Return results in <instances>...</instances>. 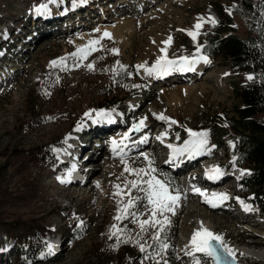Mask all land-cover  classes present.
<instances>
[{
    "label": "rangeland",
    "instance_id": "374dc122",
    "mask_svg": "<svg viewBox=\"0 0 264 264\" xmlns=\"http://www.w3.org/2000/svg\"><path fill=\"white\" fill-rule=\"evenodd\" d=\"M41 1L48 0H0V264H18L20 258L17 249L21 245L31 246L33 253L40 251L36 259L29 260L28 264L85 263L92 247L105 253L106 258L100 264H118L114 258H118L121 264H178L184 256V248H187L185 244L195 230L194 221L197 218L212 222L215 234L222 237L228 248L239 243L242 235L264 242V213L257 218L252 213L249 217H243L241 200L250 209L258 208L252 202L251 194L245 192L242 180L234 179L224 186H221L222 182L214 186L221 187L214 188L213 193L228 196L221 208L227 213L201 209L197 214H192L199 200L196 195L191 198L190 193L201 182L202 171H198L197 167L194 174L190 171L184 174L196 165L193 163L186 170L174 173L164 166L165 150L160 146L152 149L151 144L141 150L148 153L153 161L152 167L157 170L153 175L167 180L170 190L179 191L180 199L174 212L167 213L170 223L160 233L161 239L167 237L166 241H161L167 244V248L159 250L160 243L151 238L156 229L149 228L139 241L146 243V252H141L135 242L140 232L138 222L131 216L119 222L114 219L118 212V201L121 200V196L114 193L117 191L115 185L123 188L126 181L135 179V176L124 172L125 163L134 169L148 167L145 153H138L141 151L139 149L127 155L122 163L120 157L107 154L111 138L101 140V147L96 148L98 142L90 136L94 135L90 133V128L97 131L103 129L100 136L114 130L111 128L112 119L94 123L96 112L108 111L118 116L120 127L113 132L116 138L122 136L123 132L129 133L133 124L155 109L176 121L177 124H172L173 128L169 130L170 139L175 144L189 137L186 129L207 132L212 143L208 146L210 151L205 154L213 156V162H221L223 172L235 175L232 136L225 138L222 145L215 149L211 136L214 133L207 127L200 128L207 126L210 118L221 124L224 119L235 117V107L240 103L234 89L250 82L247 77L252 75L237 73L224 60L211 57H207L210 62H204L206 69L199 74L196 63L192 71L189 70L190 74L174 70L158 79L148 76L143 69L139 72L136 69L137 65L153 66L158 53L165 48L169 59L189 57L202 61L199 57L206 56L202 52V43L212 25L208 17L211 16L209 5L213 2L219 3L232 16L236 34L245 38L247 28L244 19L234 10L235 0H85L79 5V0H55L53 7L49 5L47 11H42L45 14L42 22L30 17L38 15L36 9L40 8ZM94 2L98 4L95 7ZM144 2L149 3V9H141L134 15V10H139ZM34 7V13L29 15ZM151 12H155L153 19L144 20L138 28L134 19ZM199 18H203L204 23L194 41L189 33L195 31L194 25ZM57 21L58 24L53 25ZM123 21L133 22L125 47L117 45L109 37L100 36L98 26L108 24L114 27ZM48 29L50 32L45 33ZM169 37L171 43L166 45L164 42ZM94 40L99 43L91 45L96 50L87 59L79 62L66 59V70L51 66L52 61L68 58L78 49L89 47V42ZM114 49L118 50V54L113 53ZM117 62L129 69L125 76L122 73L118 77L113 74L112 69ZM77 63L79 66H76ZM89 64L93 65V70L88 68ZM177 74L181 77H177ZM217 75L222 76V87L213 83ZM184 85L186 89H179ZM188 86L195 88V91L191 92ZM108 91L110 94H107ZM30 92H34L33 98L36 99V120L30 114ZM111 94L117 98L110 99ZM124 95L130 96L126 100L127 113L104 109V105L118 103ZM86 113H91V118ZM86 124L88 128L83 133L88 137L83 139V147L89 145L85 149L90 160L84 161L83 165L87 166L85 172L90 165L89 181L66 190L60 185L56 174L59 165L57 152L52 150L53 161L46 159L48 147L54 145L55 149H62L73 138H79V131ZM155 127L151 129V134L147 132V136H152V142L159 140L156 135L158 128ZM139 132H130L133 133L131 137L144 135ZM61 140L62 143L55 146ZM85 158L86 155L82 157L83 160ZM94 165L100 168L94 169ZM249 173L247 170L244 177ZM183 174L182 177L190 176V183L186 184V180L181 179ZM95 181H99L98 186ZM233 193L234 198L231 197ZM131 196L140 199L130 211L136 212L140 220L149 219L150 206L143 199L144 193L133 189ZM127 199L128 196L124 195L123 200L126 202ZM114 224L125 227L129 242L117 243L115 236L109 238ZM95 227L104 228L105 239L102 242L96 232L87 233ZM99 229L98 233L101 231ZM173 231L177 234L175 247L170 245ZM39 235H42V241H39ZM50 239L56 240V251H49ZM101 243L102 247L99 246ZM9 244L11 247L7 246ZM42 247L45 248L43 251ZM6 251L9 253L4 254ZM172 251L175 255L169 260ZM129 255L132 259L126 262ZM199 260L201 264H214L205 256L199 257ZM235 260L238 264H264L250 257H237Z\"/></svg>",
    "mask_w": 264,
    "mask_h": 264
},
{
    "label": "trees",
    "instance_id": "16d2710c",
    "mask_svg": "<svg viewBox=\"0 0 264 264\" xmlns=\"http://www.w3.org/2000/svg\"><path fill=\"white\" fill-rule=\"evenodd\" d=\"M234 2L236 14L244 19L247 28L246 37L242 38L236 34L232 16L219 3H210L209 12L216 20V24H212L210 30L205 33L202 52L207 57L224 60L233 71L248 73L253 79L234 89L240 103L235 107V117L224 119L221 124L210 118L207 126H202L203 128L200 129L207 127L211 133H214L211 136L214 138V144L218 146L222 145L225 138L232 136L238 166L250 171L241 184L245 192L251 194L252 202L264 212V0H235ZM124 69L125 71H120L119 74L122 73L125 76L129 69L127 67ZM33 94L34 92H30L28 104L32 119L36 120L37 105ZM107 94H110V91ZM109 97L110 99L117 98L112 94ZM128 97L130 96L118 97V103L104 105V109L121 110L127 113L126 100ZM103 98L106 100L105 96ZM61 143L62 140L55 146ZM52 148L54 145L48 147L46 157L48 161L54 160ZM121 228L125 229V227ZM98 229L95 227L87 233L96 232L102 242L105 239L102 232L104 228L99 229L101 230L99 233ZM176 235V231L170 234L171 247L176 246ZM166 238L162 237L161 241H166ZM38 239L42 241V235H39ZM99 246L102 247V243ZM95 248L92 247L89 250L87 261L81 264H100L101 260L106 258L104 252ZM44 249V247L41 248L42 251ZM39 252L33 253L29 245L19 246L17 249L20 258L18 264H28L29 260L36 259ZM174 255L172 251L168 259H173ZM130 256L126 257V262L132 259ZM114 260L121 264L118 258Z\"/></svg>",
    "mask_w": 264,
    "mask_h": 264
},
{
    "label": "snow or ice",
    "instance_id": "6c2138e0",
    "mask_svg": "<svg viewBox=\"0 0 264 264\" xmlns=\"http://www.w3.org/2000/svg\"><path fill=\"white\" fill-rule=\"evenodd\" d=\"M42 11H47L46 5H42L40 8L36 9V12L39 14ZM208 22H211L213 25L216 24V20L213 17H208ZM204 23L203 18H199V22L194 25L195 31L190 32L189 35L196 40L197 34L199 29L202 27ZM109 33H104V36H109ZM99 41L94 40L89 42V47L78 49L75 53H72L68 58H61L59 61H52L51 66L53 68L59 67L61 70H66V59H73L77 62L87 59L88 55L91 52L95 51L96 49L91 47V45L98 44ZM166 45L171 43V37H169L168 41L164 42ZM199 51V47L197 49ZM164 55L160 56L155 64L151 67L147 65H137L136 69L139 72L141 69L148 75V76H163L166 75L174 70H192L195 63H197V59L183 57L180 60H172L167 57L166 48L161 49ZM114 54H118V50H113ZM199 60H202L205 63H209L207 56H200ZM76 66H79L77 63ZM88 68L93 70V65L89 64ZM114 75H118L120 71H125L122 65H119L117 62V66L112 69ZM247 79H253L252 76H248ZM47 94V93H46ZM86 116L91 118V113H86ZM112 119V112L108 111H99L96 112V119L93 121L99 122L100 120H108ZM145 119H141L138 123L133 124L132 128L129 130L130 132H139L145 123ZM159 120L168 121V118L165 117L163 114L157 116ZM176 121H170V124H175ZM79 130V128L77 129ZM188 132L189 139L184 141L183 145L180 147L174 146L172 144L167 145L172 151V157L176 158L178 156H182L187 154L189 158H194L197 155H201L205 152H209L210 149L207 147L208 144V133L205 131L202 132H194L191 129H186ZM129 133H125L121 140H113L111 142L112 148L114 152H118L121 158L122 163L125 161V157L127 153L125 149L129 147L127 141L130 139ZM166 136L162 134L161 136L157 137L163 142V138ZM70 138V137H69ZM177 139H179V135L177 134ZM147 141V137H144L143 140L139 141L140 143H145ZM66 143V141H65ZM53 151L59 152L60 150L53 148ZM144 159L148 161L147 168H140L134 169L130 168L126 163L124 167V172L128 173L129 175L135 176V179L131 181H126L123 188L120 185H115L117 191L114 193L115 196H121V200L118 201V212L115 216L116 221H122L127 219L129 216L133 218L134 221L138 222V227L140 232L137 234V240L135 241L141 252H146V243H140V239L143 238V234L148 231L149 228L156 229L152 235V239L160 243V251L167 248V244L161 242L160 233L164 231L166 225L170 223L167 217V213H173L175 207L178 204L180 199L179 191L178 190H170L169 184L167 180H160L158 179L153 173L157 170L152 167L153 161L149 159L147 155H144ZM75 166H73V170ZM245 174L244 171H241V175ZM206 175L209 179H217L222 175L221 170L218 167H213L206 171ZM71 172L68 173V178H60L61 183H68L70 182ZM145 177H147L145 179ZM125 189L127 191H125ZM135 189L138 192H143L144 196L143 199L147 201L149 210L151 215L147 220H140L139 215L136 212L130 211V209L134 208L136 205V201L140 199V197L133 198L131 196V191ZM194 191L199 192L200 195L205 196L206 202L210 203L213 207H216L218 203L227 200L228 196L225 193H212V200H208L207 194L201 192L199 189H194ZM175 192V194H174ZM127 195L128 199L125 202L123 200V196ZM215 201V203L213 202ZM242 206L245 210H250V207L246 204H243L241 201ZM122 205V206H121ZM113 236L116 237L117 243L120 242H129L128 233L125 229H121L118 227V224H114L112 229L109 233V238ZM191 251L188 255H192L195 259L196 253H201L203 256L210 258L214 264H228L226 258H231L234 261L233 251L232 249L225 246L223 239L221 236L212 233L207 228L201 226L200 229L196 230L191 238L190 241ZM49 251L51 252V246H49ZM157 254L159 252L157 251ZM148 258L147 256L145 257ZM159 264V262H157ZM195 264H201L199 259H195Z\"/></svg>",
    "mask_w": 264,
    "mask_h": 264
},
{
    "label": "bare ground",
    "instance_id": "6f19581e",
    "mask_svg": "<svg viewBox=\"0 0 264 264\" xmlns=\"http://www.w3.org/2000/svg\"><path fill=\"white\" fill-rule=\"evenodd\" d=\"M83 1H85V0H79L77 5H79V3L83 2ZM40 3H41L40 4V7L42 5H46V7H49V5L50 6L52 5V7H53V5H55V0H48V1H43V2L41 1ZM145 3L146 2H144V4L142 5V7L140 6V9L139 10H134V15L138 14L141 9H143V10L144 9L145 10L146 9H149V7H150L149 6V3L148 4H145ZM96 5H98V4L96 2H94L93 3V6L95 7ZM73 7L71 9H73ZM34 9H35V7L29 13V15H32L34 13ZM91 9H92V7H91ZM95 10H92V11H95ZM89 12H91V10ZM36 14H38V13H36ZM49 14H51V13H49ZM154 14H155V12L154 13L151 12L150 14H147V16H144V17H141V18L139 17L137 19H134L133 22H135L136 25L139 28L140 25H143L142 23H143L144 20H146V19H148V20L153 19ZM38 15L30 16V17H32L33 20H36V21H41V22L44 21L42 19H43V17H44L45 14L43 12H41ZM53 15H54V13H53ZM115 21L117 22V20H115ZM58 22L59 21L55 22L53 25L58 24ZM133 22L132 21H130V22L123 21V22H120V23L118 22V24L116 26H114V27H111V26H108V24H105L103 26H98V31L100 33V36H102V37H105L104 36V33H109L110 35L107 36V37H109L117 45H121V46L125 47L127 45L126 44L127 34L129 32V30H130ZM65 25H66V23H65ZM44 32L45 33H47V32L49 33L50 32V29L45 30ZM56 32H58V30H56ZM84 39H86V41L88 40L85 37H84ZM162 55H163V53H162V51H160L157 56L159 58ZM196 64L198 66H195V68H199L197 74L202 73L203 71H205L206 66H205V63L204 62L198 61ZM172 72H174V71H172ZM172 72H170V73H172ZM183 72L184 73L186 72V73H189L190 74V71L189 70H186V71H183ZM170 73H168V74H166L164 76H168ZM176 76L177 77L178 76L181 77L180 74H177ZM152 77L154 79H158L160 76L153 75ZM221 77L222 76H220V75H217L215 77V81L213 82L214 85L222 87V79H221ZM180 88L186 89L187 86L184 85L183 87H179V89ZM189 88H191V87H189ZM190 91L191 92L192 91H195V88L192 87L190 89ZM160 114H163L165 117H167L168 118V121L157 119V116L160 115ZM117 118H118V116L116 117V115H112L111 128H114V130L113 131L112 130L109 131V128H108L107 131H109V132L107 134L105 133V134H103V135L100 136V134H101L100 131H102L103 129L100 130V131L99 130L97 131V130H94L93 128H90L91 129V132L90 133H93L94 134V135H90V136H93L94 137V141L96 139L97 142H98V145L96 146V148L101 147V144L100 143H102V141H105L106 139L111 138L110 142H112L113 140L119 141L124 136V134H123L124 132H123L122 133V136H118L116 138L114 137L115 135H114L113 132L117 131V129L120 127V125H118V123H117ZM101 121L102 122H106L107 120H101ZM170 121H173V120L170 117H168L167 115H165V113H163L162 111H157L155 109H152L150 111V113L146 116L145 123H144V127L142 129L143 131L141 130L139 132V133H143L146 136L143 135L142 137H136V136L131 137V136H133V133H129L130 139L127 141L129 147L127 149H125V152L127 153V155H129V154L135 153V151H138L139 149L141 150V148L144 149V148L150 146L151 144L153 145V148L152 149H155V148L157 149V147L160 146L163 150H165L164 160L166 159V161L164 163V166L167 169L173 171L174 173H178L180 171L186 170L190 165H192L193 163H196V165H194L193 167H191V169L189 168L184 173V174H186V173L192 172L191 174H194L195 172H193V171H195L194 169L197 168V167H199V170L198 171H202V175H201V179H200L201 182L200 183H197V185L192 188L193 191L190 193V197L191 198H193V196L196 195L198 197V200H199V203L196 205V208L191 213L192 214H197L198 212L202 211L203 209H206L208 211H218V210H220V211L223 212L224 210L223 209L221 210V208H222V205L225 203L224 201H226V200L218 203L216 207H213L210 203L206 202L205 196H202V195L199 194V192L194 191V188L199 189L201 192L206 193L208 200H212L213 199L212 198V193H213V190H215L214 188L224 186V185L228 184L230 180H231L230 183H232L234 179H238V177L241 176V171H239L238 169H235V172H236L235 175H231V173L230 174L229 173L227 174L226 172H223V168H222L221 162L220 163L213 162V160H212V157L213 156L212 157H208L207 154H205V153H203V154L206 155L207 157L205 159H203V160H205V161L207 160V162H206V167H204L202 169L200 168L199 161H198V157L200 155H197L194 158H189L187 156V154H185V155H182V156H178L176 158H173L172 157V151H171V149L169 147L164 146L165 143L167 142V140L169 139L170 144H172L174 146H177L178 145L177 147H180V146L183 145L181 143H184V141L188 140L189 137L186 138L185 140H183L182 142H180L178 144H175L176 142H174V141H172L170 139V133H169L170 132L169 131L170 129H168L169 126L172 127V124H170ZM88 124H86L79 131L80 136H79L78 139L77 138H73L72 140H70V143L69 144H66L62 149H59L60 150L59 152H57V157L58 158L59 157L62 158V157H65V156L69 157L70 161L71 162H74L75 168L77 167V169L80 170L79 172H81V173H78V174H80V176H82L80 179H76L74 176H73V178H75V179H73L72 176H70V182H68V183H61L60 182V185L62 186V188L65 187L66 190L69 187L76 186V185H80L78 183H82L84 180H85V182L89 181V175L88 174L90 173V170H91L90 169V165H89L88 170H86V172H85V169L87 168V166L86 165L85 166L83 165L84 161L90 160L89 159V155L87 153V150L85 149V147H88L89 145L88 146L86 145L85 147H83V139L86 138V137H88V136H84L83 131L88 128ZM154 126H156L155 129L158 128L157 134H156L157 137H159L162 134H165L166 133V136L163 138V142L162 143H161L160 139L159 140H156L155 142H152L151 141L152 136H147V134H148L147 132H150V134H151V129H153ZM125 130L127 131V129H125ZM111 133H113V134H111ZM98 137H100V138H98ZM106 137H108V138H106ZM144 137H147V141L145 143H140L139 141L143 140ZM209 139H210V137H209ZM84 145H85V143H84ZM143 149L141 151H138V153H142V152L145 153L143 151ZM99 153H100V149H99ZM109 153H111L110 155H112V157H120V155H119L118 152H114L113 151V148H112V144L111 143L108 146V153L107 154H109ZM143 153H142V155H143ZM101 154H102V152H101ZM101 154H100V156H101ZM168 154H169V156H168ZM84 155H86L85 160L82 159V157ZM145 155H147L148 157L150 156L148 153H145ZM78 156H79V160H77V157ZM207 158H209V159H207ZM75 159L77 161H75ZM208 160H212V161H208ZM63 167H65L66 170H64L61 173L60 171L63 169ZM213 167L220 168V170L222 172V175L219 178L214 179V180L213 179H209L208 176L206 175V171L209 170V169H211V168H213ZM93 168L94 169H98L100 167L94 165ZM69 169L70 168H69V166L67 164L60 162L59 165L57 166L56 174L60 178L67 179L68 178V174H66V173H67V171ZM228 175H230L229 178L227 177ZM71 178L74 181H71ZM183 180H186L185 183L187 184V182L190 181V176L187 175ZM220 182H222V185L221 186L214 187L215 185H217ZM188 183H190V182H188ZM95 184H96V186H98L99 185V181H95ZM66 190H64V191H66ZM213 202L215 203V201H213ZM242 211H244L243 217L245 215H247L249 217V215L251 214L250 213L251 209L250 210H245V208H244ZM224 212L227 213V211H224ZM198 216H200V215H198ZM203 217H205V216H203ZM194 222H195V230L193 231V233L196 230L200 229L201 226H203L204 228H207L208 230H210L212 233L215 234V228H214L212 222H210L208 219H206V218H197ZM193 233L191 234V238H192ZM191 238L188 240V243L185 244L187 248H184L183 247L185 249L183 252H185V253H184V256H182L181 259L178 261V264H184L185 262H188L187 264H194L195 259H199V257H204L201 253H196L195 254V259H194V257L192 255H188V253L191 251V246H190ZM238 241H239V243L236 242L232 246H230V249H232V251H233L234 258H237V257H239V258H241V257H250V258H253V259L257 260V261L264 262V246L262 244V243H264L263 241H260L258 239L255 240V239L252 238V236H248V235H246V237L244 235L240 236L239 239H238ZM49 245L51 246V250H55L57 248V246H58L56 240H53V239H50L49 240ZM8 253H9L8 251L4 252V254H8ZM190 257H192V260L191 261H190Z\"/></svg>",
    "mask_w": 264,
    "mask_h": 264
},
{
    "label": "water",
    "instance_id": "95a60500",
    "mask_svg": "<svg viewBox=\"0 0 264 264\" xmlns=\"http://www.w3.org/2000/svg\"><path fill=\"white\" fill-rule=\"evenodd\" d=\"M228 261V264H238L237 261L234 259V261L231 258H226Z\"/></svg>",
    "mask_w": 264,
    "mask_h": 264
}]
</instances>
